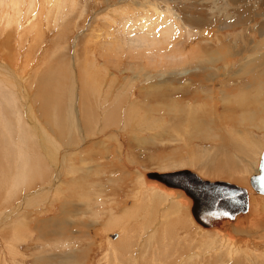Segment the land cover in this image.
I'll return each mask as SVG.
<instances>
[{"label":"rangeland","instance_id":"374dc122","mask_svg":"<svg viewBox=\"0 0 264 264\" xmlns=\"http://www.w3.org/2000/svg\"><path fill=\"white\" fill-rule=\"evenodd\" d=\"M35 3L36 16L43 7L51 17L42 8V17L34 15L35 21L31 19L33 16L26 19L29 16H25L27 9H24L20 19L21 24L29 19L28 24L35 25L34 29L39 25L36 29L39 35L33 33L35 30L27 23L25 33H31L29 35L23 33V28L18 31L16 25L11 27L12 23L7 26L4 18L3 21L0 18V66L3 72L8 67L12 76L22 79L20 84L23 91L29 93L32 104L27 112V103L14 95L10 97L13 105L7 104L4 99L9 91L7 87L16 89L18 85L11 77L0 74V112L2 118L12 124L9 127L0 125V221H3L0 264H67L65 258L70 257V252L77 258L73 264H264V212L257 217L252 207L246 227L238 232L240 237L234 235L229 239L230 235L223 234L229 240L223 239L216 230L210 233L199 230L192 223L188 209L175 207V200L170 201L169 211L153 209L154 195H163L162 191L145 187L143 176L140 178L143 171L194 168L210 181L231 183L244 178L247 184L246 176L237 172L242 167L248 170L256 165L264 147V129H258L264 124V0H66L62 9L56 3L57 16L54 6H48L50 10L43 0ZM148 4L159 6L164 12L170 9L172 14L162 13L161 20L169 17L181 31L183 25L185 30L192 32L184 42V33L177 39L184 44L182 53L187 52L189 57L181 67H158L146 61L130 65L128 51L118 52L117 38L125 37L120 16L123 14L132 21L135 16L130 12L138 6L149 10ZM133 25L128 24L125 29ZM35 34L40 36L39 40ZM135 34L131 33L133 37ZM112 40L117 46L109 45L110 50L105 51V45ZM124 51L127 54H122ZM90 58L95 60L93 69L92 64L89 65ZM43 63L47 69L42 67ZM93 70L98 84L88 105L98 114H93V125L97 127L87 134L80 129L84 121L80 85ZM47 73L57 74L62 80L64 94L55 105L58 115L71 110V123L64 130L57 126L52 129L44 119L40 103L34 100L36 79ZM160 82L161 85L165 83L163 88L173 101L168 105L171 108L156 113V105L165 104L158 97L157 102L147 101L152 109L148 112L147 108L143 109L145 101L140 91L156 88ZM21 95L23 93L19 92L16 97ZM129 109H135L137 115V126L133 129L128 128L126 122ZM105 113L117 116L119 124L111 126L103 119ZM242 113L247 114L246 121L254 116L258 130L251 126L252 123L240 124ZM27 119L40 128L31 127ZM150 122L158 126L155 133L148 132ZM111 130L118 131L121 138L103 134ZM199 130L205 131L208 137L195 138L193 133ZM22 132L26 136H22ZM231 133L235 134L234 139ZM25 137L30 150L17 149L25 146ZM252 139L258 142L257 147ZM245 140L251 146L242 145ZM6 147L9 150H5ZM64 149L67 150L63 152ZM20 150L27 151L25 176L26 169L33 174L35 165L42 166L46 173L30 183L29 188L22 185L17 195L8 198L5 181L19 171L16 159ZM49 151L55 157L50 161L45 158V152L49 154ZM123 151L127 163L122 161ZM199 151H208L207 158L199 162L202 165L188 164V157ZM60 152L65 153V160ZM89 157H95L96 161ZM62 163L64 168H60ZM227 165L231 166L230 170ZM53 167H57L61 178L56 182L59 185L51 189L50 204L45 208L38 204L39 209L37 206L18 209L16 206L24 193L51 186L48 183L54 181ZM52 190H56L55 194ZM138 204L143 205V211L136 213L140 216L129 220L125 217L118 222ZM63 205L70 212L62 214ZM11 214L14 220L9 222L6 217ZM252 222H258L259 230ZM254 231L262 233L253 234Z\"/></svg>","mask_w":264,"mask_h":264},{"label":"bare ground","instance_id":"6f19581e","mask_svg":"<svg viewBox=\"0 0 264 264\" xmlns=\"http://www.w3.org/2000/svg\"><path fill=\"white\" fill-rule=\"evenodd\" d=\"M44 2H45V4L47 5V7L48 6H51L52 5V8H53V6H54V9L56 10L57 9V5H56V3H59L60 5H58V7H61V9H62V6L64 5V2L66 1V0H60V1H58V0H43ZM35 2H37V0H0V11L2 10V13H0V18L2 19V21H3V18H4V22H6V25L7 26H9L11 23H12V25H11V27L13 26L14 28H15V25L17 26L16 28H18V31L20 30V29H22L23 28V30L25 29H27V27H26V23L28 24V22H29V19H28V21L26 22V19L27 18H30V17H32L33 16V18H31L32 20H34L35 21V19H34V15H35V12H36V10H34L35 9ZM39 3H40V1H38ZM42 2V1H41ZM53 2H55V3H53ZM38 4V3H37ZM42 4H43V2H42ZM40 4H38V6H39ZM45 5V6H46ZM41 6V5H40ZM43 6V5H42ZM44 6V7H45ZM135 7V6H134ZM148 8H149V10H147V9H145L143 6H138V7H136V8H134V11L133 12H130L131 14H133L134 16H135V19L134 20H132V21H128L126 18H124L125 16L122 14L121 16H120V21H119V23H120V25H122V30H123V33L125 34V37L124 38H117V42H118V46L116 45V42H115V40H112L111 42H110V44H107V45H105V48H104V50L106 51V49H108V50H110V46L109 45H112V46H114V45H116L117 46V49H118V52H120V51H122V50H127L128 52V58L132 61L131 62V64L130 65H134V64H136V62H138V61H146V62H149V63H151V64H154V65H156V66H158V67H170V68H179V67H181L182 66V62H184L185 60H187L189 57H188V53L187 52H185V53H182V45H184V44H182V43H180V42H178L177 41V39H178V37H179V35H181L182 33H184L183 34V42L186 40V39H188V37H191L190 36V32L189 31H187V30H185L184 29V27H183V25H182V31L180 30V26H176V25H174L173 24V21H170V19H169V17H167V19H164V20H161V14L162 13H168V11L170 12V13H168V16L169 15H171L172 14V12L170 11V9H168V11L167 12H164L165 10H161V8L159 7V6H154V5H152V4H148V6H147ZM43 8V7H42ZM42 8H40V12H41V9ZM49 9H50V7H48ZM133 8V7H132ZM24 9H27V13L25 14V16L26 15H28L29 17H27L26 16V19H24V24H21V19H20V15H24V13H22V12H24L23 10ZM45 9H46V7H45ZM35 12H34V11ZM50 10H52V9H50ZM54 10V11H55ZM38 11V12H39ZM43 11H46V10H44V8H43ZM40 12L38 13V15L39 16H41L43 13H41L40 14ZM47 12V11H46ZM50 13H51V11H50ZM56 14H59V12H57V10H56V12H55V16H57ZM45 15V14H44ZM47 15H48V12H47ZM164 15H167V14H164ZM36 16V15H35ZM39 16H36V17H39ZM48 16H50L51 17V15L49 14ZM42 17V16H41ZM47 17V16H46ZM171 17V16H170ZM40 18V17H39ZM42 19V18H41ZM40 19V20H41ZM48 19V18H47ZM49 20V19H48ZM173 20V19H172ZM55 22H57V20L55 21ZM36 23V22H35ZM35 23H33V24H35ZM50 23V22H49ZM132 23H134V25L132 26V27H129V28H127V29H125L126 28V26L128 25V24H132ZM37 24H38V20H37ZM40 24V23H39ZM1 25H3V23L1 24ZM31 25H32V23H31ZM31 25H27L28 27H30ZM42 25V24H41ZM47 25H49V24H47ZM58 25V24H57ZM35 25H33V27H34ZM38 26L39 25H37V28L36 29H38ZM32 26H31V29H33V30H35V32H33V33H36V34H38L37 32H36V29H34ZM45 28H46V26H45ZM30 29V28H29ZM40 29H41V26H40V28H39V32H40ZM43 29V28H42ZM187 29H189V28H187ZM24 30V34H28V33H25V32H27V30L25 31ZM30 31V30H29ZM28 31V32H29ZM21 32V31H20ZM31 32H32V30H31ZM132 32H135L136 34H135V36L133 37L132 35H131V33ZM188 33V34H186V33ZM33 33H32V35H33ZM192 33V32H191ZM29 34H31V33H29ZM28 34V35H29ZM35 34V36H37ZM113 33H109V35H112ZM39 35V34H38ZM20 35H18V37H19ZM23 36H25V35H23ZM114 36V35H113ZM21 37V36H20ZM27 37V36H26ZM33 37V36H32ZM40 36H37V39L39 38ZM23 38H25V37H23ZM35 38V37H34ZM114 38H116V36L114 37ZM20 39V38H19ZM190 39V38H189ZM24 40V39H23ZM33 40V39H32ZM35 40V39H34ZM39 40V39H38ZM19 43H20V40H19ZM22 43V42H21ZM25 44V43H24ZM38 44V43H37ZM37 44H35V45H37ZM89 44V43H88ZM104 44H106V42H104ZM21 45H23V44H21ZM42 45V44H41ZM39 46V45H38ZM32 47V45L30 46V48ZM29 48V49H30ZM114 48V47H113ZM102 49V48H101ZM116 49V50H117ZM37 50V49H36ZM112 50H114V49H112ZM111 50V51H112ZM120 50V51H119ZM185 51V50H184ZM124 53H126V51H124L122 54H124ZM126 53V54H127ZM88 56V55H87ZM27 57V56H26ZM92 57V56H91ZM118 57H120V56H118ZM33 58V57H32ZM29 60V59H28ZM31 61V60H30ZM43 61V60H42ZM41 61V62H42ZM86 61V60H85ZM90 62V64L89 65H91L92 64V66H91V68L93 69V66L95 65V60L93 59V58H90V60H89ZM27 62H29V61H27ZM3 64V63H2ZM44 65H46V63H43L42 64V67H44V68H48V66L46 65V66H44ZM11 67H12V65H10ZM9 66V67H10ZM20 66V65H19ZM72 66V65H71ZM77 66V65H76ZM22 67V66H21ZM88 67V66H87ZM2 68L3 67H1L0 66V74H4V75H6V76H9V77H11L12 78V81H14V82H17V88L16 89H14V88H12V87H10V86H8L7 88H8V92L6 93V96L9 98H4L5 100H7L6 102H8L7 104H9L10 106L11 105H13L12 103H11V101L13 102V100H11L12 99V96L14 95V98H18V99H22V103H24V102H26L27 104H26V106H25V108H26V111L28 112L30 109H31V99H29V93H28V95H27V93H26V90L25 91H23V87L21 86V84H20V81L22 80H20L16 75H14V76H12V72H11V70L8 68V67H5L4 69H5V72H3L2 71ZM71 68V67H70ZM248 68V67H247ZM254 68H255V65H254ZM19 69V68H18ZM18 69L16 70L15 69V71H18ZM95 69V68H94ZM13 70V69H12ZM38 70H40V69H38ZM73 70V69H72ZM90 70V69H89ZM88 70V71H89ZM247 70V69H246ZM22 71H23V69H22ZM33 71V70H32ZM252 71V70H251ZM11 72V73H10ZM74 72H75V70H74ZM94 70L93 71H90L89 72V78L87 77V76H85V77H87V79L85 78V83H83V84H81L80 86L83 88V90H82V93H83V99H82V103H83V106H82V114H83V117H84V121H83V126L80 128L81 130H85V132L87 133V134H89V131L91 130V129H94V128H96L97 126L96 125H93V120H94V115L93 114H95V115H97L98 116V114H97V112H96V110H95V108H90L89 107V105H88V102H89V97L91 96L92 97V95H93V93H94V90H95V87L97 86V84H98V80L94 77ZM249 72L250 71H248V74H249ZM20 73V72H19ZM27 73H29L30 74V72H27ZM34 73H35V71H33V74H32V79H33V82L35 83V79H34ZM242 73V72H241ZM243 73H245V70H244V72ZM15 74V73H14ZM75 74H77V73H75ZM87 74V73H86ZM108 73H106V75H107ZM27 75V74H26ZM71 75V74H70ZM242 75V74H241ZM245 75V74H244ZM23 76H24V74H23ZM246 76V75H245ZM31 77H29V78H31ZM97 77V76H96ZM101 77V76H100ZM103 77V76H102ZM23 78V77H22ZM26 78V77H25ZM27 79V78H26ZM72 79V78H71ZM31 81V80H30ZM2 82H4V80L2 81ZM24 82V81H23ZM61 82H62V80L60 79V77L57 75V74H53V73H47V74H43V77L40 79V75L37 77V79H36V83H37V91H36V93H35V96H34V100H35V102H39L40 103V110H41V112H42V114H43V116H44V119L46 120V122H48V124L50 125V127L52 128L53 126H57L58 128L60 127V129L61 130H64V129H67V126H68V124H70L71 123V119H72V116H71V110L70 109H68L67 111H66V113H63V114H61V115H58V112H57V110H58V107L57 106H55L56 104H58V101L60 100V99H62V96H63V94H64V89L61 87ZM72 82H74L73 80H72ZM91 84H90V83ZM26 84V83H25ZM32 84V83H31ZM72 84V83H71ZM163 84V83H162ZM168 84V83H167ZM27 85H28V82H27ZM27 87V86H26ZM28 87L30 88V86L28 85ZM163 87H165V83L163 84V85H161V82H160V85L158 86V87H156V88H152V89H150L149 91H146V92H142V91H140L141 93H142V96L141 97H143L144 99V101H145V103H144V105L143 106H145L143 109H148L147 111L148 112H150V110H152L151 109V107L149 106H147V101L148 100H151L152 101V103L155 101V102H157V98L158 97H160L161 98V102H165V104L164 105H160V104H158V105H156V109H155V112L156 113H162V110H168V108H171L170 106H168V105H170V103H171V97H168L167 96V94H166V89H164ZM167 87V86H166ZM28 88V89H29ZM19 89H21V90H19ZM164 89V90H163ZM19 92H21V93H23V95H21V96H18V97H16L17 96V93H19ZM169 92V91H168ZM170 93V92H169ZM10 97H11V99H10ZM173 97V96H172ZM13 98V99H14ZM4 100V101H5ZM11 100V101H10ZM16 100V99H15ZM15 100H14V103H15ZM160 100V99H159ZM251 100L252 101H254V99H252L251 98ZM17 101V100H16ZM19 101V100H18ZM3 102V101H2ZM173 102V101H172ZM177 102V101H176ZM3 103H5V102H3ZM175 103V102H174ZM24 104H22L21 106H23ZM142 105V104H141ZM149 105V104H148ZM172 105H174V104H172ZM178 105V104H177ZM4 106H6L5 104H4ZM9 107V106H8ZM14 107V106H13ZM12 107V108H13ZM155 107V106H154ZM150 108V109H149ZM23 108H21V110H22ZM138 109V108H137ZM181 110V109H180ZM191 110V109H190ZM1 111V110H0ZM60 111V110H59ZM178 111V110H177ZM182 111V110H181ZM180 111V112H181ZM22 112V111H21ZM167 113V112H166ZM246 113H248V112H246ZM246 113H242V116H243V118L240 120V124H244V126L245 125H248V124H250V123H252L251 124V126L253 127V128H258V125L259 124H257V123H255V121H254V116L253 115H251V117L246 121L245 120V116L247 115ZM1 112H0V125L2 124V125H4L5 127H9V126H11L12 124H10V123H7V120L5 119V117H4V119L2 118V116H1ZM27 114V113H26ZM152 114V113H151ZM25 116V115H24ZM136 113H135V109H129V112L126 114V122L129 124L128 125V128H130V129H133L134 127L136 128ZM103 119L106 121V122H110V124H111V126H114V125H117V124H119V118L117 117V116H115L114 114H112V113H105V114H103ZM18 120H19V118H17ZM152 119H154V118H151V120ZM59 120H62L61 122H58ZM139 121H140V119H139ZM27 122H28V124L29 125H31V127H33V128H35V129H39L40 127L38 126V125H35V123L33 122V121H30V120H28L27 119ZM151 123V122H150ZM52 124H54V125H52ZM61 125H63L62 127H61ZM71 127H73V125H71ZM78 128H79V125H78ZM204 128L205 129H207V130H209V127L207 126V125H204ZM53 129V128H52ZM55 129V128H54ZM79 129V130H80ZM148 129V132H150V133H155L156 132V130L158 129V126H156L155 124H152L151 123V126L149 127V128H147ZM251 129V128H250ZM258 129H264V124H262ZM257 129V130H258ZM26 130H27V126H26ZM123 130V129H122ZM193 130V129H192ZM59 131V130H58ZM29 132H30V130H29ZM144 132V131H143ZM209 133V132H208ZM104 135H107V136H111V135H115V136H118V138H121V135H120V133L118 132V131H115V130H111V131H106V132H104L103 133ZM188 134H190V131H189V133ZM210 134V133H209ZM22 136H26L25 135V133L24 132H22ZM193 136L195 137V138H200V137H202V136H205V137H208V134L205 132V131H202V130H199V131H197V132H195V133H193ZM234 136H235V134L234 133H231V136L230 137H233V139H234ZM30 137V136H29ZM94 137V136H93ZM104 137V136H103ZM191 137H192V133H191ZM31 138V137H30ZM47 138V137H46ZM94 138H97L96 136L94 137ZM107 138V137H106ZM244 139L246 138L245 137V135H244V137H243ZM31 140H32V138H31ZM87 140V139H86ZM253 140V139H252ZM264 140V139H263ZM23 141H24V143H25V146H23L22 145V147L20 146H18V147H16L17 149L18 148H20V149H25L26 148V150H30L29 149V146L28 147H26V137L23 139ZM254 142H255V145L256 146H258V142L257 141H255V140H253ZM262 141V140H261ZM21 142H22V140H21ZM28 142H30V141H28ZM32 142V141H31ZM253 142V143H254ZM47 143H48V141H47ZM244 143H249L247 140H245L244 141ZM20 144H22V143H20ZM18 145V144H17ZM249 146H251V144H248ZM31 146H32V148H34V143H33V145L31 144ZM5 150H9V147H6V149ZM45 150H47V149H45ZM57 150V152H58V148L56 149ZM67 150V149H66ZM65 149L63 150V152H65L66 151ZM69 150H71V149H69L68 148V151ZM199 150H201V148L199 149ZM263 150H264V148H263ZM48 151V150H47ZM50 153L48 154V153H46L45 152V158L48 160V161H50V160H52V159H55V157L53 156V154H52V151H49ZM63 152H60V153H62V154H60V155H63L62 156V159L63 160H65L67 157H66V155H65V153H63ZM26 153H27V151H26ZM26 153H24V151H22V150H20L19 152H18V154H17V159H16V161L18 162V164H19V166H17L18 168H19V171H17L16 173H15V175L13 176V177H11V178H9V180L8 181H5V195H6V197H8V198H11V197H13V196H15V195H17L18 193H19V191H20V189H21V187H22V185H25L27 188H29L30 186L29 185H31L36 179H41L42 178V176L46 173V169H43V167L42 166H40V165H35V168H34V170H33V174H31L30 172H28L27 171V169H26V176H25V171H24V167H26V165H27V159L24 157L25 155H27ZM262 153V152H261ZM260 153V154H261ZM239 154V153H238ZM240 154H242V153H240ZM12 155V154H11ZM15 155V154H14ZM207 155H208V151H202L201 153H200V151L199 152H197V153H193L192 155H190L189 157H188V160L186 161L188 164H190V165H194L195 163H198L200 166L202 165L201 163H199V162H201V161H203V160H205L206 158H207ZM59 155L57 154L56 155V157H58ZM237 156H240V155H237ZM256 156V155H255ZM260 156V155H259ZM8 157V156H7ZM96 157V156H95ZM95 157L94 158H91V157H89L88 159L89 160H91V161H96V159H95ZM124 157H126V153L123 151L122 152V161H123V163H127L126 162V159L124 158ZM221 157L223 158H225V155H221ZM238 158H241V157H238ZM260 160V158H258V160H257V167H258V161ZM15 164V163H14ZM17 164V165H18ZM99 166H101V165H99ZM257 167H256V169H257ZM54 168V181H52V182H50L49 181V183L48 184H51V186H46V187H44V188H41L40 190H36V191H34V192H32V193H24L23 195H22V199L20 200V202H18V205L16 206L18 209L20 208V209H23V210H26L27 208H32L33 206H37L38 207V204H39V206L41 205L42 206V208H45V207H47L49 204H50V201L52 200V194H51V196L49 195L50 193H51V189H52V187H54L56 184L57 185H59L58 183L60 182L59 180H60V176H61V173H59L58 172V170H57V167H53ZM60 168H64V163H62V164H60ZM226 168L227 169H231V166L230 165H227L226 166ZM256 169L254 170V172L256 171ZM140 170V169H139ZM190 170H192V171H194V173H196L198 176H200L202 179L204 178V176L200 173V172H198V171H196V170H194V168H191ZM140 172V171H139ZM138 172V173H139ZM29 176V177H28ZM143 176V174H141L140 173V178ZM251 176V175H250ZM250 176H249V178H250ZM26 178V181H24V179ZM139 178V177H138ZM248 178V179H249ZM119 179V178H118ZM141 179H143V177L141 178ZM120 180V179H119ZM118 180V181H119ZM204 180H205V178H204ZM57 181H59L58 183H56ZM107 181H108V179H107ZM110 181V180H109ZM143 182H144V180H143ZM212 182V181H211ZM31 183V184H30ZM146 183H148V182H144V185H145V187H147V188H152L153 190H157V191H162V194L163 195H160V194H155L154 195V197H155V201L153 202V204H152V207H153V209H155V207H157V209L159 210V208H164L165 209V211H169V210H171V207H170V201L171 200H175L177 203H176V205H175V207H178V208H180V207H183V208H187L189 211H190V214H191V206H192V200L188 197V196H185V195H181L180 193H178L176 190H174V189H171V188H165V187H163L162 185H160V186H158L157 185V183L155 184L154 182H152V181H150L149 183H151V185L150 186H148V185H146ZM214 183H225V184H228V185H231V186H236V185H239L235 180H232V182L231 183H227V182H214ZM97 184V183H96ZM106 184H107V182H106ZM109 184V183H108ZM236 184V185H235ZM250 184V183H249ZM247 185V184H246ZM104 186V185H103ZM162 186V187H161ZM240 186V185H239ZM92 187H94V186H92ZM243 187H245V186H242V188ZM58 188V187H57ZM56 188V189H57ZM247 190H248V202H249V211L251 210V208L253 207V208H255L254 210H253V214L256 216L257 215V217H259L260 215V213L262 214L263 212H264V203L262 202V197L261 196H256V194L252 191V189H250L249 188V186H248V188H247V186L245 187ZM61 188H59V189H57V190H60ZM103 189H105V188H103ZM166 189V190H165ZM171 190V191H170ZM198 191V190H197ZM52 192L54 193V192H56V190H52ZM36 193V195H34ZM43 193V194H42ZM110 193V192H109ZM138 193V192H137ZM41 194V195H40ZM55 194V193H54ZM145 194V193H144ZM34 195V196H33ZM38 195H40V196H38ZM167 196H170V197H167ZM137 197V196H136ZM197 197L199 198V199H201L202 201H205L206 200V197H205V195H203V194H201L199 191H198V193H197ZM139 198H140V196H139ZM138 198V200H140ZM142 198V197H141ZM145 198V197H144ZM173 198V199H172ZM143 199V198H142ZM146 199V198H145ZM262 199V200H261ZM146 200H148V199H146ZM145 200V201H146ZM178 200V201H177ZM142 201V200H141ZM145 201H144V203H145ZM138 203H140V201L138 202ZM135 204V203H134ZM146 204V203H145ZM144 204V205H145ZM44 205H46V206H44ZM147 206H149V205H147ZM36 207V208H37ZM143 205L142 204H138V205H136V207H134L132 210H128V212L127 213H125L124 215H123V218L122 219H119V221L118 222H121V221H123L124 220V218L126 217L128 220L129 219H135L136 217H138V216H140V214H136V213H140V210H142L143 211ZM35 209V208H34ZM37 209H39V207L37 208ZM148 209V208H147ZM69 210V209H68ZM8 211V210H7ZM32 211V210H31ZM30 211V212H31ZM36 211V210H35ZM248 211V212H249ZM259 211V212H258ZM15 212H17V211H15ZM66 212H70V211H67L66 210V206L65 205H63L62 206V210H61V213L62 214H66ZM72 212V211H71ZM8 213H9V211H8ZM21 213V212H20ZM19 213V214H20ZM250 213V212H249ZM251 213V214H252ZM17 214V213H16ZM24 214V213H23ZM136 214V215H135ZM264 214V213H263ZM259 215V216H258ZM13 216V214H11L10 216H8V217H6V220H10L9 222H11V221H13L14 220V218L12 217ZM188 216V215H187ZM192 216V215H191ZM190 216V218L192 219L193 217H191ZM248 216H250L249 214H248ZM128 217H130V218H128ZM254 217V216H253ZM143 218V217H142ZM246 218H247V214H246V216L244 217V219H241V220H235L234 221V224L229 228V229H227V230H225V231H219L218 229H216L215 228V230L218 232V233H216V234H220L221 235V237L223 238V239H227V237H225V235H223V234H225V232L226 233H231V234H229L231 237H229V239L230 238H232V237H234V235H238V232L241 230H244V228L246 227V225L245 224H247L246 222H247V220H246ZM116 219H118V218H116ZM126 219V220H127ZM248 219V218H247ZM250 219V218H249ZM142 221H144V220H142ZM253 221V220H252ZM127 222V221H126ZM146 221H144V223H145ZM150 222V221H149ZM262 222V221H261ZM115 223V222H114ZM123 223V222H122ZM125 223V222H124ZM192 223L194 224V225H196L197 223L195 222V220L194 219H192ZM252 223H254V222H252ZM149 224V223H148ZM151 224V223H150ZM244 224V225H243ZM2 225H3V221L1 220L0 221V228L2 227ZM115 225V224H114ZM122 225V224H121ZM141 225V224H140ZM253 225H255L256 226V229L258 228V230H259V227H257V225H258V222H255ZM10 226V225H9ZM240 226V227H239ZM251 226V225H250ZM145 227V226H144ZM121 228H123V227H121ZM250 228V227H249ZM261 228V227H260ZM198 229L199 230H201V231H203L204 233L205 232H207V233H210L211 231H207V230H204L202 227H200V226H198ZM254 230V229H253ZM200 231V232H201ZM250 231V230H249ZM248 231V232H249ZM247 232V233H248ZM258 233H262L261 231H257ZM257 232L256 231H254L253 232V234L254 233H256L257 234ZM222 233V234H221ZM245 234V233H244ZM250 234V233H249ZM262 234H264V233H262ZM16 235V234H15ZM204 235V234H203ZM211 235V234H210ZM217 236V235H216ZM256 237H257V235H255ZM110 237H113V236H110ZM204 237V236H203ZM238 237H240L239 235H238ZM243 237V236H242ZM246 237V236H245ZM202 238V237H201ZM259 238V237H258ZM125 239V238H124ZM229 239H227V240H229ZM244 239V238H243ZM211 242L212 241H214V240H210ZM231 241V240H230ZM229 242V241H228ZM119 243V242H118ZM217 243H219L218 241H217ZM221 243H222V241H221ZM232 244H234V243H232ZM218 245V244H217ZM222 244H220V246H221ZM212 246V245H211ZM208 247V246H207ZM210 248V247H209ZM213 249H214V247H213ZM213 249H212V251H213ZM216 249V248H215ZM214 249V250H215ZM225 249V248H224ZM227 249V248H226ZM229 249V248H228ZM219 250V249H218ZM72 252H74V250L72 249ZM76 252V251H75ZM74 252V253H75ZM223 252V251H222ZM237 252H238V250H237ZM79 253V252H78ZM81 253V252H80ZM79 253V254H80ZM67 253H65V255H66ZM70 257H68V258H65L66 259V261H67V264H73V261L74 260H76L77 258L76 257H74L75 255L74 254H71V252H70ZM241 255H243V254H241ZM67 256V255H66ZM237 257V256H236ZM53 258V257H52ZM50 259H51V257H50ZM79 259V258H78ZM185 259V258H184ZM39 262V261H38ZM66 264V263H65Z\"/></svg>","mask_w":264,"mask_h":264},{"label":"water","instance_id":"95a60500","mask_svg":"<svg viewBox=\"0 0 264 264\" xmlns=\"http://www.w3.org/2000/svg\"><path fill=\"white\" fill-rule=\"evenodd\" d=\"M259 158L260 162L256 171L251 174L249 183L256 196L264 198V150ZM142 174L145 182L152 181L159 184L158 186L162 185L188 196L192 200L191 215L197 225L204 230L216 228L225 231L235 220L244 219L246 214L248 217L249 189L204 180L190 169L143 171ZM197 190L205 195V201L197 197Z\"/></svg>","mask_w":264,"mask_h":264},{"label":"crops","instance_id":"0c3cea01","mask_svg":"<svg viewBox=\"0 0 264 264\" xmlns=\"http://www.w3.org/2000/svg\"><path fill=\"white\" fill-rule=\"evenodd\" d=\"M201 127H202V125H201ZM242 145H247V143H243ZM241 145V146H242ZM255 147H257L256 145H255ZM264 148V147H263ZM250 151V150H249ZM263 151V150H262ZM241 153V152H240ZM261 153V152H260ZM259 153V155H261ZM241 160H243L242 159V157L240 158ZM244 161V160H243ZM259 162H260V160L258 161V164H259ZM244 166H248L247 164L246 165H244ZM256 167H257V162H256V165H254V166H251L248 170H246V168L245 167H242V169L239 171V172H237V174H243L244 176H246V178H247V184L249 185V176L254 172V170L256 169ZM234 169V168H233ZM244 170H246V172H244ZM236 174V176L238 177V175ZM241 176H239V178H240ZM243 178V177H242ZM204 179V178H203ZM205 180H208V179H205ZM210 181V180H209ZM236 181V180H235ZM212 182H217V181H212ZM221 182H223V181H221ZM239 185H241V186H239V185H236V186H239V187H242V186H246V180L243 178L242 180L241 179H239L238 181H236ZM229 183V182H228ZM243 188H245V187H243ZM250 188V187H249ZM189 211V210H188ZM128 212V211H127ZM126 212V213H127ZM189 213V216H191V214H190V211L188 212ZM125 214V213H124ZM123 214V215H124ZM122 215V216H123ZM192 217V216H191ZM193 219V218H192ZM197 225V224H196ZM198 226V225H197ZM207 231H215V229H213V230H207Z\"/></svg>","mask_w":264,"mask_h":264}]
</instances>
